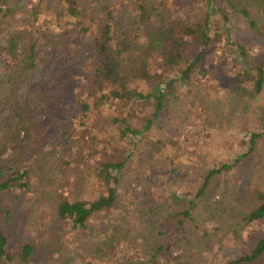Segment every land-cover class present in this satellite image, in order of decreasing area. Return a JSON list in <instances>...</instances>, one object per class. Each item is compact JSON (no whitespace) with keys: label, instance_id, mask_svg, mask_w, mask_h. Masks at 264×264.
I'll use <instances>...</instances> for the list:
<instances>
[{"label":"trees","instance_id":"1","mask_svg":"<svg viewBox=\"0 0 264 264\" xmlns=\"http://www.w3.org/2000/svg\"><path fill=\"white\" fill-rule=\"evenodd\" d=\"M237 15L256 38H264V0H0V264H73L58 245L25 236L27 219L18 210L26 198L52 200L73 237L85 235L89 264L183 262L172 247L193 221L195 203L176 192L170 199L178 208L150 249L142 257L120 256L122 245L132 244L133 223L142 220L134 203L122 205V175L132 157L123 143L145 142L150 156L177 147L182 131L171 138L151 132L173 107L180 111V96L191 94L196 80L214 79L207 55L219 29L215 22L220 17L225 26ZM230 40L227 45L248 61L224 99L235 108L264 93V58L253 67L250 49ZM251 114L260 128L246 142L248 152L210 170L198 199L264 141V105ZM88 186L100 190L93 200L71 191ZM262 219L264 203L244 222ZM227 264H264V237Z\"/></svg>","mask_w":264,"mask_h":264},{"label":"rangeland","instance_id":"2","mask_svg":"<svg viewBox=\"0 0 264 264\" xmlns=\"http://www.w3.org/2000/svg\"><path fill=\"white\" fill-rule=\"evenodd\" d=\"M218 18L215 26L219 29L214 30V42L207 55V64L215 67L209 76L214 79L209 82L207 79L196 80L200 84L194 85L193 92L180 96V111L173 107L163 116L158 128L151 132V136L164 132L171 138L177 129L182 131L177 147L168 146L163 154L150 156L145 142H137L134 146L128 139L123 143L124 148L131 149L132 157L122 175V205L134 203L135 216L142 220H134L129 240L132 244L122 245L121 257H142L146 249H150L153 236L165 227L169 213L178 208L172 206L171 192L181 197L186 195L195 203L193 221L187 223L182 242L172 247L173 256L183 261L180 264H227L250 253L264 237V219L244 222L253 209L264 203L263 140L249 159L212 182L203 199L196 196L210 170L232 164L248 152L250 136L260 128L257 116L251 113L264 105V93L259 99L239 103L235 108L224 100L231 95L233 78L248 67V61H241L234 48L227 45L229 39L250 49L249 61L256 67L264 58V38H256L239 15L233 16L225 26L222 18ZM256 76L257 72L252 71L253 80ZM202 84L206 85L201 87ZM62 86L63 82L60 88ZM246 87L251 90L254 82H248ZM183 92L187 89L183 88ZM198 92L201 96L195 97ZM219 102L223 109V113L218 114L220 119L214 114L219 109ZM178 113L181 119L177 118ZM150 159L152 166L148 164ZM71 191L82 200H93L100 194V190L93 186L81 190L71 188ZM71 191L66 188L65 196ZM24 203L18 213L27 219L25 236L58 245L64 249L63 258H73V264H89L92 249L85 235L73 237L76 232H70V226L59 221L52 200L36 203L26 198ZM110 264L116 263L112 261Z\"/></svg>","mask_w":264,"mask_h":264}]
</instances>
